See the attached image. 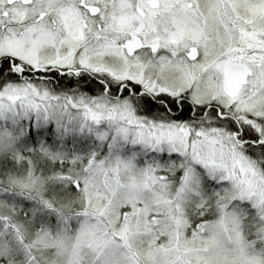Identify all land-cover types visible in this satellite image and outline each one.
I'll return each mask as SVG.
<instances>
[{
    "label": "snow or ice",
    "instance_id": "snow-or-ice-1",
    "mask_svg": "<svg viewBox=\"0 0 264 264\" xmlns=\"http://www.w3.org/2000/svg\"><path fill=\"white\" fill-rule=\"evenodd\" d=\"M0 264H264V0H0Z\"/></svg>",
    "mask_w": 264,
    "mask_h": 264
}]
</instances>
